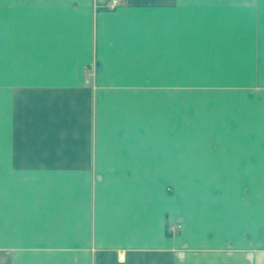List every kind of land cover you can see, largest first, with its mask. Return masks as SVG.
Wrapping results in <instances>:
<instances>
[{
  "label": "crops",
  "instance_id": "crops-1",
  "mask_svg": "<svg viewBox=\"0 0 264 264\" xmlns=\"http://www.w3.org/2000/svg\"><path fill=\"white\" fill-rule=\"evenodd\" d=\"M112 1L0 0V264H264V0Z\"/></svg>",
  "mask_w": 264,
  "mask_h": 264
},
{
  "label": "rangeland",
  "instance_id": "rangeland-1",
  "mask_svg": "<svg viewBox=\"0 0 264 264\" xmlns=\"http://www.w3.org/2000/svg\"><path fill=\"white\" fill-rule=\"evenodd\" d=\"M226 136V133L222 128H218L217 137L210 142H201L198 144L200 150L203 151H212L219 154H225L230 156V161L236 166V169H233L231 173L226 175H216L214 177L215 183H231L236 185L251 184V183H264V164H263V173H246L244 169L240 168V162L243 161H252L250 159H243L246 154L258 153L264 157V144H255V143H240V142H229ZM197 145L194 143V147ZM241 157L242 159L238 158ZM264 163V160H263ZM250 170V169H248ZM199 177L196 182H203L202 177H211L212 176H184L185 182H192L191 178Z\"/></svg>",
  "mask_w": 264,
  "mask_h": 264
},
{
  "label": "built area",
  "instance_id": "built-area-1",
  "mask_svg": "<svg viewBox=\"0 0 264 264\" xmlns=\"http://www.w3.org/2000/svg\"><path fill=\"white\" fill-rule=\"evenodd\" d=\"M113 2V5H115L116 3H117V0H113L112 1ZM92 73H93V70H92ZM90 80L89 79H87V82H89ZM124 258V256L123 255H120V257H119V259H123Z\"/></svg>",
  "mask_w": 264,
  "mask_h": 264
}]
</instances>
